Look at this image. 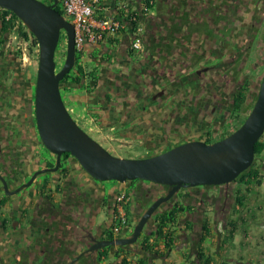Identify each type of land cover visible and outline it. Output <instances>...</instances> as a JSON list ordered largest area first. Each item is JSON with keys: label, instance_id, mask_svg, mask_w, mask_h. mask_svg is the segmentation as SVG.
I'll use <instances>...</instances> for the list:
<instances>
[{"label": "flooded vegetation", "instance_id": "af4514ba", "mask_svg": "<svg viewBox=\"0 0 264 264\" xmlns=\"http://www.w3.org/2000/svg\"><path fill=\"white\" fill-rule=\"evenodd\" d=\"M154 2L144 18L140 50L131 52L127 38L115 49L102 45L101 61L92 62L95 74L84 70L85 78L70 88L77 93L67 97L79 106L78 113L90 114L88 128L100 140L104 131L117 127L120 140L144 150L139 158L229 136L243 121V102L254 100L264 75V0ZM0 39V258L10 264L109 263L126 246H99L130 234L129 229L111 232V184L90 177L71 155L62 153L56 165V155L37 133L35 79L21 64L18 47H9L11 34L0 33ZM69 87L63 84L60 92ZM35 173L28 187L14 193ZM121 185L131 187L130 182ZM235 185L212 188L227 195ZM208 188L183 189L205 194ZM151 192L132 197L133 221ZM164 205L171 207L172 201L160 208ZM101 212L106 219L97 223ZM23 218L25 232L17 231L15 224Z\"/></svg>", "mask_w": 264, "mask_h": 264}, {"label": "water", "instance_id": "95a60500", "mask_svg": "<svg viewBox=\"0 0 264 264\" xmlns=\"http://www.w3.org/2000/svg\"><path fill=\"white\" fill-rule=\"evenodd\" d=\"M52 1L47 5L40 0H0V8L14 14L38 43L34 114L41 143L56 155V165L62 153H69L90 177L99 182L125 184L139 180L168 188L167 193L151 200L149 206H143L145 210L133 221L129 236L103 242L99 247L135 245L161 205L173 201L181 189L228 185L252 166L254 145L264 133V75L252 109L229 136L212 144H182L144 158L127 159L109 154L74 122L63 103L60 82L74 68L76 61L74 28L55 10L59 0ZM61 32L66 38L65 59L57 70L55 50ZM36 176L37 173L14 193L28 187Z\"/></svg>", "mask_w": 264, "mask_h": 264}, {"label": "trees", "instance_id": "16d2710c", "mask_svg": "<svg viewBox=\"0 0 264 264\" xmlns=\"http://www.w3.org/2000/svg\"><path fill=\"white\" fill-rule=\"evenodd\" d=\"M51 3L53 2L52 0H50ZM145 2V5L148 7L150 6V2H152V6H150V8L154 7V0H141ZM59 4L58 6L55 8V10L60 13L61 15H63V11L61 10V7L59 9ZM3 15L0 16V33L3 35H7V34H11L12 32L14 33H18L20 39L24 42L27 43V54L33 59L37 60V50H38V43L36 41V39L32 36L31 33H29L27 31V29L21 24V22L19 21V19L12 14L10 11H3ZM6 14H11V21H5L4 17ZM15 26H17L16 29ZM61 36L58 42V47L55 50V62H56V66L58 64L61 63L62 59L65 57V40L62 43L61 40ZM2 39H0V44L2 43L1 41ZM62 45L63 47V51H61V59L58 56V52L59 49L61 48L60 46ZM17 53L19 55V57L22 56V51L20 49H17ZM132 52V51H131ZM86 53V51H85ZM90 57L87 53H86V60L90 59L88 58ZM85 62V61H84ZM84 68L83 65L81 63H78L77 57H76V61H75V68L72 69L68 75L64 76V78L61 80L60 82V90L62 89V85L63 84H68L70 86H78L82 79L85 78L86 74L84 73ZM95 74V72H91L89 73L90 76H93ZM70 80V81H68ZM257 95L255 96L254 100L250 103L247 102H243V106H244V115H243V122L245 120V118L247 117L248 113L250 112V110L252 109L254 102L256 100ZM239 124V123H238ZM241 125V123H240ZM239 126H237L235 129H238ZM264 152V143L261 141V138L255 143L254 145V160H256L257 156H260L262 153ZM66 156L70 155L69 153H64ZM67 158V157H66ZM258 165V164H257ZM254 164H252V166L245 171L244 173L240 174L236 180L234 182H236V184L238 185H248V186H252L257 185L258 187L262 188V192H261V197L262 200L264 202V167L262 166H257ZM112 185H116V182L111 181ZM138 182L139 180H135L130 182L131 186L135 185V183ZM145 184L148 185H153L156 189L155 195L157 197L164 195L166 193V191L168 190L167 187L165 186H160V185H156V184H152V183H148L145 182ZM246 187L244 191H236L234 193V205L235 208L232 212V215L234 214H240L241 216L243 215L242 213H244L245 211L247 212V208L245 203V199L247 197V199H249L250 197V188ZM212 188V187H211ZM135 188L132 187L131 191H134ZM152 193V192H151ZM132 196V193L129 194ZM127 195V196H129ZM249 195V196H248ZM173 201H172V205L169 209L165 210V211H157L151 218L152 222L154 223V229L152 231H150V233H142V235L139 238V244H140V248L142 251L149 253V254H154V255H158V256H163L164 253L166 252H171L172 249L174 248V244L177 241L180 233L178 230L179 225L181 224L182 221H184L186 223V227L189 231H192V226L193 223L189 222L186 218V214H188L191 206L189 204L190 200H192L193 198L191 197V194L188 193L187 190L185 189H181L177 195L175 197H173ZM183 202V205H182ZM152 203V201H150L148 203V206ZM186 203V204H185ZM199 203H201L202 206H206L208 205L206 203L205 200H201ZM129 206H130V202L126 205L125 207V214H126V220H127V226L128 229L130 230V232L133 229V220L131 219V213L129 210ZM147 207V206H146ZM116 208V203H115V207L113 209L112 214L114 213ZM246 208V209H245ZM239 215V216H240ZM241 222L243 223V218H240ZM112 223L113 221H111V227H112ZM236 220H228L226 222V225H228L229 227V231L231 232V234L235 231V225H236ZM208 222L205 220L201 226V231L203 233L202 239H204V237H206L209 234V229H208ZM160 245H162V249L160 248ZM162 250L163 252H160L159 250ZM122 253V254H121ZM114 257L116 258V260L118 261L117 264H133L131 262V260L128 259V254L127 253H123V251L121 250V252H117L116 255H114ZM137 264H146V262H142V261H138Z\"/></svg>", "mask_w": 264, "mask_h": 264}, {"label": "rangeland", "instance_id": "374dc122", "mask_svg": "<svg viewBox=\"0 0 264 264\" xmlns=\"http://www.w3.org/2000/svg\"><path fill=\"white\" fill-rule=\"evenodd\" d=\"M40 1L43 2V1H47V0H40ZM59 9H60V7H59ZM67 20L70 21L68 18H67ZM61 38H62L61 40L63 43L65 40L64 32H61ZM8 45L11 49H13V48L17 49V47H18V49H20L22 51V53L25 52L27 54L24 42L20 39L18 33H14V32L11 33V41L9 42ZM107 45L114 47V48L116 47V44L111 43V42H107ZM60 47L61 48L59 49L58 56L61 59V54H62L61 51H63V47H62V45ZM65 48H66V40H65ZM96 55H98V54H96ZM76 57H77L78 63L80 62L84 65L85 71L93 72L94 69L96 68V67H94V63H92L91 61H90L91 63H88L89 61H87V60H85V62H84V59L86 57H83V58H80L79 56H76ZM131 57L134 58V60H140L141 59V56L136 55V54H133ZM104 58H105V60H107L106 56H104ZM64 59H65V57L62 59L61 63L56 66L57 70L59 69L60 66H62ZM37 61H38V56H37V60L36 59H34V60L27 59V62H26V66H28V69L33 76V80L36 77ZM108 61H109V59H108ZM21 64H24V61H21ZM76 87L77 86H71V87H69V89L70 88L75 89ZM64 88H66V87L64 86ZM60 93H61L62 100L66 106V109L69 111L72 110L71 115H72V119L74 120V122L80 128H82L88 136H90L94 141H96L100 146H102L109 154H111L112 156H115V157L127 158V159L139 158L137 156L139 153H140V155L143 156V154L145 153L144 150L141 147L137 146L136 143H133L131 141L128 142L127 140H125L123 138L122 139L124 141H122V139L120 140V135L118 133L119 130L117 129V127H115L112 130H109V131L108 130L104 131L103 132L104 137L100 140V135L94 134L93 132H95V131L90 130L88 128V124L90 123V121H89L90 120L89 119L90 114H87L84 111H81V109L79 110V113H78L79 106H77V104H75V103L72 104L71 102L67 101V99H68L67 97L70 95H71V97H73L72 94L77 93V91L70 89V90L61 91ZM242 123H243V121L241 122V124ZM83 126H85V128ZM238 126L240 127V123L238 124ZM227 128H228V126L225 127V129H227ZM234 128H236V127H234ZM234 128L232 130H234ZM103 134H102V136H103ZM220 134H223V132ZM224 134H226V133H224ZM221 136L222 135H220L219 137H221ZM261 141L264 143V133L261 137ZM120 144H122V145H120ZM117 145H118V147L120 145L122 148L119 150V153H115V149H119L117 147ZM128 145H130V146H128ZM130 149H132V150H130ZM255 165H257V166L260 165V166L264 167V152L260 156L256 157ZM103 184L106 187H108V186H110V184H112V182L111 181L103 182ZM126 186H127V187H125L126 190L124 191V193L126 195H129L132 193V196H135L136 194H139L140 191L142 193H145V192L151 190L152 194H151V196H149L150 198H149L148 202L155 199V197H156V195H155L156 188L153 185H148V184H145L143 182L142 183L140 182L137 185L131 186V187L135 188L134 191H131L130 186H128V185H126ZM247 186L248 185H238L237 184L234 186V188L229 189L227 195H225L224 190H221V192H220V187L208 188L204 191V193H205L204 195H200L196 198V201L193 202V203H195V206H197V209H196L197 213H195L194 222L196 223L195 228H198V229H195L194 233L190 237L193 240V242H195V239H197L201 233L199 231L198 225L202 224L201 221L203 220L202 218L204 215V213L201 212L203 207L200 205L199 202L201 200H205L206 203L208 204L206 206L207 208L205 209L204 212L208 211V218L210 217L208 219V222H210L212 225L216 226V230H213L212 232L215 234V238L218 240V239H221L222 225L224 223H226L229 220L230 216L232 215L231 210H232V206L234 205V193L236 191H240V192L244 191ZM248 187L251 190L250 193H251V200L252 201L250 203L254 204V206H256V208H257L256 213H258L257 218L259 219V221L257 219L256 220L258 222H260L262 224V226H264V202H263L262 197H261L262 188L258 187L257 185H254V184L252 186H248ZM145 206H148V204H145ZM169 208H170L169 205L168 206L164 205V207L160 208L159 211H165ZM243 215H244V217L246 216L245 213H243ZM139 216H140V212L138 211V214L136 215V219H138ZM244 217H243V219H244ZM105 219H106V216L104 215L103 212H101V213H99L96 221H97V223H101ZM153 224L154 223L151 220L146 227L145 233H148V234L150 233V230L153 228ZM260 232H263V231L261 230ZM260 243L261 244L263 243V235L261 237ZM124 250H125V253L128 254L129 260H131V262L133 264H137L138 261L142 257L144 258L145 256L149 255V253L147 254L146 252L141 250L139 243H136L135 245L127 246L126 248H124ZM241 251H242L245 259L250 258V259L256 260V261L260 260V258H259L260 254H264L261 246L257 245L254 240L251 243V246L243 247V249H241ZM233 254H234V251L231 249L229 256L232 257ZM172 257H173V255L171 254L169 258H172ZM117 263H118V261H115V263H112V264H117Z\"/></svg>", "mask_w": 264, "mask_h": 264}, {"label": "crops", "instance_id": "0c3cea01", "mask_svg": "<svg viewBox=\"0 0 264 264\" xmlns=\"http://www.w3.org/2000/svg\"><path fill=\"white\" fill-rule=\"evenodd\" d=\"M126 38L125 32L122 34L121 38L118 40L116 47L120 45L122 39ZM102 43L99 44H93V45H86L85 50L86 53L90 56L91 60L89 62H100L101 58L97 57L96 54L99 53V48L102 46ZM108 47V46H105ZM111 48V49H115ZM125 186L121 184H116L112 185L111 184V212L115 207V199L116 196L120 193H123L125 191ZM188 193H190L188 191ZM191 197L193 198L190 200L189 204L191 206L188 214H186V218L189 222L193 223L192 226V231H189L186 227V223L184 221L181 222V224L178 227L179 230V237L177 241L174 244V248L172 251L166 252L163 254V256H158L154 254H149L145 256L144 258L142 257L139 261L146 262V264H264V254H260L259 261L252 260L250 258H246L243 256V253L241 249L243 247L251 246V243L253 240L256 242L257 245L261 246L264 252V226L259 221L257 218V208L254 206V204L250 203L251 200V193H250V198L245 199V205H246V210L244 215L240 214H234L231 215L229 220H236V225H235V231L231 234L229 231L228 225L224 223L222 225V230H221V239H216L215 234L212 232L213 230H216V226L212 225L210 222H208V211L204 212L205 209L207 208L206 206H202L201 203L200 205L203 207L201 212L204 213L203 215V220L201 223L206 220L208 222V229H209V234L202 239L203 233L201 231V226L202 224L198 225L199 226V231L201 232L200 235L198 236L197 239H195V242L190 238L192 234L194 233L195 229V213H197V206H195L196 198L199 195H204L201 194V192L197 193H190ZM249 196V195H248ZM130 202L132 200V197L130 195ZM186 204V203H185ZM183 205V202H182ZM126 207V206H125ZM235 208V205L232 206V212ZM243 214V213H242ZM240 215V216H239ZM11 216V215H10ZM7 213L3 216L5 220H7L10 217ZM243 218V223L240 221V218ZM112 219V215H111ZM258 221H257V220ZM26 219H21L17 220L15 224L16 230L22 229L23 232H25V227H26ZM154 224L153 228L150 230L152 231L154 229ZM263 232H260V231ZM146 234V233H145ZM263 235V243L261 244V237ZM4 245V244H2ZM3 247V246H0ZM160 248L162 249V245H160ZM234 251V254L232 257L229 256L230 250ZM160 252H163L162 250H159ZM148 254V253H147ZM173 255L172 258H169L170 255ZM129 259V258H128ZM116 258L111 257V262L109 263H115ZM107 262L101 261L96 264H109ZM0 264H10L8 262V258H5L2 256L0 258Z\"/></svg>", "mask_w": 264, "mask_h": 264}, {"label": "built area", "instance_id": "2783aa9c", "mask_svg": "<svg viewBox=\"0 0 264 264\" xmlns=\"http://www.w3.org/2000/svg\"><path fill=\"white\" fill-rule=\"evenodd\" d=\"M58 4L64 18H68L70 21H67L73 25L74 48L76 56L80 58L86 57V45L102 43L108 46L107 42L117 44L124 32L129 40V50L139 51L143 41L144 18L153 12V7L150 8L152 2L147 7L141 0H59ZM3 11L0 8V16L4 14ZM3 17L5 21H11V14ZM24 45L27 48V43ZM22 59L26 63L27 59L32 58L23 52ZM130 198L124 192L116 196L111 227L114 234L128 229L125 206Z\"/></svg>", "mask_w": 264, "mask_h": 264}]
</instances>
